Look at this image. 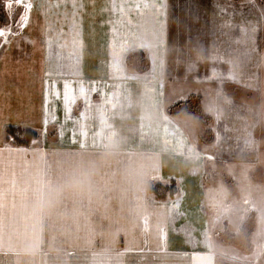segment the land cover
Returning <instances> with one entry per match:
<instances>
[{
  "label": "crops",
  "instance_id": "1",
  "mask_svg": "<svg viewBox=\"0 0 264 264\" xmlns=\"http://www.w3.org/2000/svg\"><path fill=\"white\" fill-rule=\"evenodd\" d=\"M231 1L146 0L142 14L133 13L130 26L122 29L127 41L114 56L112 0H78L75 35L71 15L65 19V9L54 7L57 0H33L29 26L13 31L10 43L0 46V264H209L211 230H230L234 216L218 206L215 184L204 183L210 153L177 121L184 111L177 118L168 115L167 101L187 100L188 93L179 95L181 85L199 82L204 72L199 68L213 69L214 81L224 86L255 89L251 57L246 51L240 59L232 55L235 47L239 52L242 44L254 43L256 17L249 8L246 14L239 11L244 0ZM193 3L209 8L201 7L195 17L206 31L200 42L206 55L196 54V72L187 64L191 54L183 56L175 47L185 42L182 32L190 35L187 15L193 13L187 6ZM67 12H72L70 2ZM172 32L179 41L172 42L176 55L170 62ZM49 38L66 46L50 47ZM136 51L146 54L143 71L128 62ZM56 53L64 76L48 77L56 70ZM181 74L187 78L176 77ZM64 79L77 96L82 82L90 97L89 106L77 99L67 122ZM52 80L60 99L50 94ZM222 85L210 98L215 142L230 130L222 124L221 110L231 104ZM8 127L35 130L38 137L30 145H16L6 139ZM154 185L162 192L153 191Z\"/></svg>",
  "mask_w": 264,
  "mask_h": 264
},
{
  "label": "rangeland",
  "instance_id": "2",
  "mask_svg": "<svg viewBox=\"0 0 264 264\" xmlns=\"http://www.w3.org/2000/svg\"><path fill=\"white\" fill-rule=\"evenodd\" d=\"M3 1L0 0L2 9L0 11V27L8 22L6 10L2 5ZM187 7V11L193 13L188 16L186 11L187 22L190 23L189 38L183 32L181 34L180 31V34L185 36V42L183 41L184 44L177 43L179 37L172 32L171 39L168 40V57L171 62V58L176 55L172 43L176 39V49H180L183 56L191 54L192 59H187V64H190V69H194L196 72L198 62V59H195L196 56L200 52H203L204 56L206 55L202 43H200L203 41L202 36L206 37V31L205 27L198 25V20L195 17L199 16L200 12L197 10H201V7L202 10L207 11L209 8L206 5L196 6L195 3L189 4ZM239 8L241 13L245 12L246 14V10L249 8L250 12L255 14V20L252 19L255 32L254 43L249 48L242 44L239 52L235 47L233 50L235 54L232 56L238 55V59H240L245 56L242 51H246L247 56L251 57L249 66L256 77L255 89L248 90L238 84L224 86L222 85L224 83L214 81L217 76L212 72L213 69L199 68V71H204L200 74L199 82H187L181 85L183 90L179 92V95L181 94L182 98L188 93L185 102L187 106L184 108L182 102L174 105L167 101L168 115L177 118L181 111H184L182 112L184 116L179 117L181 119L177 121L186 129L202 151L210 153L212 158L210 157L211 160L207 161L209 166L205 170L204 183L215 184L214 191H216L218 206L223 210L224 215L233 214L234 216L232 223L235 226H230V230H211L213 253L211 260L208 261L209 264H264V0H244ZM12 11L19 13L15 9ZM4 16L5 21L2 19ZM16 30L17 28L13 27L12 31ZM242 37L243 35L240 34L239 39ZM171 54L173 55L171 56ZM131 61L128 62L132 63L133 61ZM207 64L211 63L206 62ZM240 66H243V69L246 68L244 63ZM176 77L185 79L187 75L181 74ZM173 84L169 83L168 86ZM216 85H222L221 94H224V99H229L231 104L224 106L221 110L224 114L222 124L230 126V130L223 133L222 137L215 142L213 127L216 112L210 98L217 93ZM177 90L180 91V88ZM189 97L191 100H188ZM162 190L158 185H154L156 193L159 194ZM208 197L211 200L210 196ZM244 216L246 221L241 222ZM240 222L242 225L237 230ZM64 257L65 260L70 258L66 254Z\"/></svg>",
  "mask_w": 264,
  "mask_h": 264
},
{
  "label": "snow or ice",
  "instance_id": "3",
  "mask_svg": "<svg viewBox=\"0 0 264 264\" xmlns=\"http://www.w3.org/2000/svg\"><path fill=\"white\" fill-rule=\"evenodd\" d=\"M69 2L71 3L72 12L69 14L67 12V7ZM13 5L16 6V8L20 9L19 13L12 11ZM146 6V0H119V3H117V0H112L111 5L109 6L108 10L110 12V20H109V26L112 33V41H111V48H112V54L115 56L118 54L124 47L126 41H127V35L125 34L122 29H126L129 27V21L133 17V13L136 14H142V11L144 10ZM51 7V5H50ZM56 8L63 7L65 9V19H67L68 15H71L72 17V27L70 28V32L75 35L76 29L78 28V25L76 23V17L77 13L81 11V4L78 2V0H63V3H60V0H57L56 5H54ZM4 8L6 10V15L8 16V22L5 23L3 27H0V41L4 45H7L10 43L9 37L14 36L15 33H13L12 29L13 27L17 28L18 30H23L24 28H27L29 26L30 20H31V13L34 8L33 0H5ZM114 15L115 19H112L111 16ZM57 35L59 38H63L66 33L63 31V27L61 26L57 30ZM49 36L51 37V27H49ZM54 43L57 44V46L62 50L66 46L65 43H60L59 40L54 41L53 39L49 38L47 40V44L51 47ZM73 44H79V46L82 48L83 43L82 41L73 40ZM57 56V66L55 72H48L46 75L48 77H52L53 75H56L58 77L64 76L63 71V65L59 63L60 60V53H56ZM71 67V65H69ZM56 83L57 81L52 80L48 87L51 89V95L55 96L56 99H60V92L56 90ZM93 85L91 87V91L95 93L96 88ZM63 103H64V109H65V115H66V122L67 120L71 119V112H72V106L76 103L77 99H80L83 101L85 106H89L90 104V97H89V90H86L83 83L81 82L80 88H79V94L77 96V93L75 89L71 86V83L67 80H63ZM49 95L46 94L45 96V107L46 111L47 105L49 103ZM53 122H56V117L53 114L52 115ZM47 119L45 120V130H47ZM62 131V129H61Z\"/></svg>",
  "mask_w": 264,
  "mask_h": 264
},
{
  "label": "trees",
  "instance_id": "4",
  "mask_svg": "<svg viewBox=\"0 0 264 264\" xmlns=\"http://www.w3.org/2000/svg\"><path fill=\"white\" fill-rule=\"evenodd\" d=\"M233 2H240L241 0H232ZM133 62H132V61ZM129 61H131L135 68H138L139 70L143 71L146 69V65L148 64V61L146 59V54L143 51H136L130 54ZM188 100H191L190 97ZM186 102V101H185ZM183 102V107L187 106V104ZM180 106V105H179ZM38 137V133L35 130H29V129H21L16 127H8L6 129V139L7 141L13 142L16 145H30L32 141H34ZM174 183L171 185L173 186ZM169 196L173 197L176 193V186L169 187ZM154 191V187H153Z\"/></svg>",
  "mask_w": 264,
  "mask_h": 264
}]
</instances>
